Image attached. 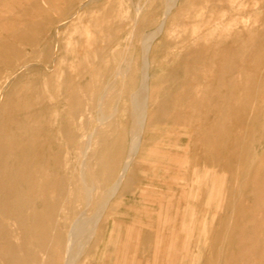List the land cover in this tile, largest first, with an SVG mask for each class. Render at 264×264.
Masks as SVG:
<instances>
[{
  "label": "rangeland",
  "instance_id": "374dc122",
  "mask_svg": "<svg viewBox=\"0 0 264 264\" xmlns=\"http://www.w3.org/2000/svg\"><path fill=\"white\" fill-rule=\"evenodd\" d=\"M84 1L87 0H0V17L2 16L0 23L5 20L4 22L11 23L10 25L15 28L25 24L38 26L39 30V34L34 37L36 40L34 51L25 54L23 43L10 38L9 41L14 43V48L2 52L4 55L0 54V114L1 111H5L4 107L10 101L18 97L23 99L24 92L34 95V91L28 87V81L37 79L38 95L43 96L38 108L40 110L47 105L51 106L54 125L50 126L49 137L46 133L40 137L41 149L44 151L42 155L44 158L41 157V161H44L41 163L37 181L32 190L31 209L36 235L46 234V240L48 242L52 240V251L57 248L59 253L61 247L57 237L56 206L58 203L56 201L59 202L60 196L62 198L69 195L73 206H77V209L84 212L88 210L85 213L88 214L102 200L108 184L117 172L118 164L120 166L122 162L126 147L122 142L123 139L121 140V131L125 125V115H127L124 108L126 89L124 81L127 82L132 75L131 68H134V73L139 65L142 43L145 39L143 33H148L162 16L159 0H95L83 6L75 14L79 6L85 3ZM138 3L144 12L141 11L138 16L140 20H136L140 29L132 24L136 10L134 8ZM169 15L164 22L162 34L160 33L153 41L149 55L150 81L153 83L154 92L150 87L145 120L147 134L144 137L150 139L146 149L151 154L148 152L149 157L145 159L146 161L142 158L141 162L137 160L133 163L132 182L122 187L110 200L104 216L95 228L91 245L89 244L79 264H99V262L100 264H176L178 262L191 264V261H193L192 264H264V137L262 138L264 124H261L264 119L262 117L264 116V0H179ZM144 21L148 24L151 22L149 24L151 27L149 28L147 23L145 25ZM59 23L60 25L57 26ZM113 26L115 33H113ZM132 28L135 29L133 33ZM0 36H2L0 42L7 38L6 32L1 28ZM105 37H107L106 40ZM100 44L104 48L99 47ZM120 48H123V53V50L120 52ZM107 49L106 55L104 53ZM3 57H11L12 61L6 64ZM54 58L56 64H54ZM98 61L104 62L101 67V62ZM118 62L122 66L121 69L126 72L125 79L122 81L121 76L111 77L109 86L113 87L108 86V89L103 91L107 76L109 78V66H114ZM18 64L25 65L26 69L19 72L18 70L23 67L16 68ZM103 65L106 69L102 67ZM27 66L31 67L27 69ZM125 68L129 70L125 71ZM169 70L177 72V76L174 73L171 76L172 73ZM47 75H50V81L43 85ZM84 81L86 82L83 85ZM92 86L95 87L92 89ZM120 89L124 91L123 95ZM108 90L111 91H109L110 95ZM101 92L105 110L103 105L101 108L104 112L100 111L101 108L96 109ZM71 93L75 96L72 97ZM5 100L8 102L4 103ZM86 102L95 103V106L91 104L89 107ZM83 104L84 107H82ZM115 104L117 108L113 110ZM79 106L83 110H78ZM75 109L78 110L76 112L79 115L75 113ZM3 112L5 118L8 120L12 118L9 108ZM86 112L90 116L86 114L85 118ZM16 113L18 114L17 111ZM73 114H76L79 119L77 120ZM99 117L106 120L99 121ZM54 119H56L55 123ZM257 121H261L260 125ZM85 122L89 127L91 126L90 129ZM96 122L99 124L97 125ZM76 123L81 126L79 124L77 126ZM100 131L103 132L100 133ZM89 132L91 134L94 132L87 143L88 149L93 151L88 150L90 157L88 159L87 156L88 161H83L80 152L85 146V134ZM77 135L82 137L77 138ZM110 138L112 142H115L114 145L110 143ZM105 139L107 142L103 144ZM101 144L103 146L107 144V150L105 146L102 148ZM259 144L262 148H259ZM24 145L25 151H28L30 155L31 145L28 133ZM105 150L110 151L111 155L109 152L105 153ZM96 151L102 152V156ZM248 151L256 155L255 158L246 160L245 154ZM94 153L96 155H93ZM112 157L117 159L113 158V160ZM62 159H64V165H62ZM100 159L104 165L106 164L105 167H113L110 169L112 170L110 177L104 174V168L99 167ZM112 160L115 161L114 164ZM237 160L240 162L239 165H236ZM79 165L86 166L84 172L89 173V176L87 173L84 174L89 177L90 192L93 190L90 205L87 204L86 210L82 191L78 189L80 187H76L82 176ZM67 167V172L62 171ZM97 167L99 168L96 174ZM246 167L251 170L252 178L250 175V181L248 179L247 184L243 185L241 172ZM193 171H196V176L191 180ZM64 173H66L65 176ZM95 174L101 177H98L101 183L98 186L99 182ZM101 175H107L106 178L103 176L106 180ZM66 176L67 187L64 183ZM206 176H208L207 179ZM201 177L203 184L200 187L199 178ZM4 178L6 179L5 176ZM59 179L63 182L61 180L59 183ZM213 182L216 183L213 184ZM59 185L61 187L63 185L64 189L68 188L67 191L59 188ZM215 188L218 189L215 190ZM241 188L243 193L239 192ZM96 196H100L101 199L99 197L97 199ZM236 199L239 202L237 200L235 204H232ZM187 203L189 208L186 207ZM191 209L194 211L192 212ZM240 210H244L243 213ZM185 215L188 217L186 218ZM187 219L188 221L182 222ZM190 222V225L185 224ZM170 233H173V238ZM168 247H171L168 250V252L171 251L169 253ZM203 250H205L204 253H202Z\"/></svg>",
  "mask_w": 264,
  "mask_h": 264
},
{
  "label": "bare ground",
  "instance_id": "6f19581e",
  "mask_svg": "<svg viewBox=\"0 0 264 264\" xmlns=\"http://www.w3.org/2000/svg\"><path fill=\"white\" fill-rule=\"evenodd\" d=\"M14 1V0H13ZM95 0H87V1H84L85 3L82 4V6H79L78 10L75 12V14H77L79 12V10L89 4L90 2H93ZM148 1V0H147ZM31 2V1H30ZM160 4H161V7H162V16L161 18L158 20V22L156 23V25H154L152 28H150L151 26H149V24L151 23L150 22L149 24L147 22L144 21L145 25L147 23V25L149 26L150 28V31L148 33H143L145 34V39L142 43V55H141V58H140V61H139V65L137 67V70L134 71L133 73V69L131 68V73L132 75L129 77V79L127 80V82L124 81V84L126 85L125 86V100H124V108L126 109V113L127 115L126 118H125V125L124 127H122V142L123 144H125V150H124V155L122 156V162L119 166L118 164V167H117V172L115 173V176L114 178L112 179V181H110V179L108 180V182L110 181V183L108 184V187H107V191L106 193L104 194L102 200L97 204L98 206L95 207L91 213H88V214H85L88 212V210L86 212L80 210V209H77V206H73L71 200H70V197L69 195L67 196L65 191L63 192L66 196L62 197L60 196L59 198V202L56 201V203H58V206H56V213L58 214L57 215V237H58V244L60 245L61 247V252L59 253L57 248H55L53 251H52V240L51 242H48L46 240V234H43V233H39L38 236L36 235L37 233L35 232V229H34V215L32 213V209H31V198H32V190H33V187H34V184L35 182L37 181V174L41 168V163L44 161H41V157L44 158L43 153L44 151L41 149V143H40V137L42 136V134H47L48 137H49V132H50V126L51 124H53V121H52V109H51V106L50 105H47L45 106L44 108L40 109L39 110V102L41 101L40 99L43 97L41 94L38 95V92H37V89H39V84L37 83V79L36 80H29L28 81V87L31 88L33 91H34V95L33 94H27L24 92V97L23 99L18 97L12 101H10L8 104L5 105V111L9 108V111L12 112V118H10V120H8L7 118H5V115L3 116L2 112L4 111H1V114H0V264H79L80 263V260L82 258V256L85 254V252L87 251V248L89 246V244L91 243L92 241V238L93 236L95 235V228L96 226L98 225V223L100 222V220L102 219V217L104 216V213H105V210H106V207L107 205L109 204L110 200L116 195L117 192L120 191V189L124 186H126L127 183H131L133 178H132V172H131V169H132V165L133 163H135V161L138 160V162H141V159L144 158V161H146L145 159H148L149 157V153L151 154L150 151H147L146 147H147V144L150 142V139L148 138H145L144 135L147 134L145 133V126H146V123H145V120H146V115H147V106H148V92H149V89L150 87L153 89V83H151L150 81V78H151V73L149 71V67H150V48H151V45L153 43L154 40H156V38L159 36V34L162 32V29H163V26H164V22L167 21V17L168 15L170 14V12L175 8V6L178 4L179 0H159ZM131 3V2H130ZM157 3V2H156ZM91 6V5H90ZM3 8V7H2ZM36 8H39V7H36ZM143 8V7H142ZM158 8V7H157ZM35 9V8H34ZM136 9V10H135ZM101 10V9H100ZM99 10V11H100ZM134 19H133V25L135 24L137 27L138 25L136 24V20H140L139 19V14L140 12L142 11L141 10V7L139 6V3L138 5H136V8H134ZM89 11V10H88ZM87 11V12H88ZM103 11V10H102ZM101 11V12H102ZM5 12V11H4ZM8 12V11H7ZM104 12V11H103ZM102 12V14H103ZM143 12V11H142ZM161 12V11H159ZM174 12V11H173ZM144 13V12H143ZM74 14V15H75ZM157 14V13H156ZM1 15H4V14H1ZM25 15V14H23ZM22 15V16H23ZM73 15V14H72ZM70 15V16H72ZM115 15V14H114ZM159 15V14H157ZM82 16V15H81ZM116 16H117V13H116ZM170 16V15H169ZM2 17V16H1ZM0 17V18H1ZM4 17H7L4 15ZM74 17V16H73ZM29 18V17H27ZM4 19V18H3ZM71 19V18H70ZM144 19V17H143ZM147 19V18H146ZM152 19V18H151ZM69 19H67V22H68ZM75 20V19H74ZM5 21V20H4ZM1 22L0 23V28L2 29V31L4 30L7 34V38L5 39V41H2L0 42V54L1 55H4L3 53L5 51H8V50H12L14 47V43H11L9 41V39H14V40H18V41H21L24 45V49H23V52L25 54H28L29 51H34L35 50V47H36V40L34 39V37L36 35L39 34V30H38V26L37 27H33V26H28V25H21L19 28H15L13 26H11L9 22ZM70 22V21H69ZM68 22V23H69ZM78 22V21H77ZM40 23V22H38ZM119 23V22H118ZM42 24V23H41ZM117 24V23H116ZM139 24V23H138ZM166 24V23H165ZM60 23L57 25L59 26ZM62 25V24H61ZM152 25V24H151ZM73 26V25H72ZM118 26V25H117ZM142 26V25H141ZM144 26V25H143ZM147 26V27H148ZM116 27V26H115ZM133 27V26H132ZM146 27V28H147ZM58 28V27H57ZM56 28V33H58V29ZM111 28V27H110ZM114 28V26L112 27ZM118 28V27H117ZM140 29V27H138ZM148 28V29H149ZM120 29V28H119ZM118 29V30H119ZM107 30V29H106ZM111 30V29H110ZM117 30V31H118ZM124 30V29H123ZM131 30V29H130ZM132 28V33L134 32ZM145 30V29H144ZM108 31V30H107ZM106 31V32H107ZM113 31V29H112ZM137 31V30H136ZM142 31V30H141ZM70 32V31H69ZM121 32V31H120ZM115 33V28H114V32ZM112 33V34H113ZM131 33V32H130ZM111 34V35H112ZM162 34V33H161ZM129 35V34H128ZM197 35V33H196ZM57 36V34H56ZM113 36V35H112ZM126 36V35H125ZM131 36V35H130ZM2 37V36H0ZM75 38V36H73ZM79 37V36H77ZM103 37V36H102ZM117 37V36H115ZM114 37V38H115ZM144 37V36H143ZM107 37H105V40H106ZM109 38V36H108ZM113 38V37H112ZM192 38V36H191ZM102 40H104V38H101ZM131 39V37L129 38ZM141 39H143L141 37ZM114 40V39H112ZM126 40V39H125ZM112 42V41H111ZM57 43V42H56ZM103 43V42H102ZM107 43V41H106ZM110 43V42H109ZM155 43V42H154ZM105 44V43H104ZM103 44V45H104ZM57 45V44H55ZM101 45V44H100ZM50 46V45H49ZM53 46V45H52ZM56 47V46H55ZM99 47H102L99 46ZM108 47V46H107ZM106 47V48H107ZM57 48V47H56ZM62 48V47H61ZM104 48V46L102 47ZM70 49V48H69ZM56 50V49H55ZM101 50V48H100ZM121 50H123V48L121 49L120 48V52ZM103 52V50H101ZM3 52V53H2ZM49 52V51H48ZM56 52V51H55ZM88 52V51H87ZM105 52V51H104ZM109 52H112L109 50ZM124 52V50L122 51V53ZM130 52V51H128ZM99 53V52H98ZM108 53V49H107V52L104 53L107 55ZM127 53V51H126ZM191 53V52H190ZM112 54V53H111ZM130 54V53H129ZM90 55V54H89ZM184 55V54H183ZM109 56V55H108ZM107 56V58H108ZM123 56V55H122ZM129 56V55H128ZM127 56V57H128ZM186 56V55H185ZM54 57V56H53ZM61 57V56H60ZM75 57V56H74ZM95 58V56H93ZM99 57H101L99 55ZM112 57V55L110 56V58ZM181 57V56H180ZM202 57V56H201ZM200 57V58H201ZM5 58V57H3ZM72 58V57H71ZM93 58V60H94ZM125 58V57H124ZM131 58V57H130ZM53 59V58H51ZM55 59V58H54ZM99 59V58H98ZM113 59V58H112ZM110 59V60H112ZM186 59V58H184ZM183 59V60H184ZM195 59V58H194ZM4 60V59H3ZM101 60V58H100ZM119 60H122V59H119ZM170 60V59H169ZM199 60V59H198ZM5 63L9 64L12 60H11V57H7L5 58ZM130 61V60H129ZM178 61V60H177ZM200 61V60H199ZM98 62H101V61H98ZM103 62V61H102ZM102 62L100 63V67H101V64ZM110 62V61H109ZM123 62V60H122ZM132 62V61H131ZM138 62V61H137ZM136 62V63H137ZM51 63V62H50ZM56 59H55V62L54 64H56ZM93 63V62H92ZM104 63V62H103ZM198 63V62H197ZM53 64V65H54ZM110 64H112L110 62ZM127 64V62H126ZM31 65V63H30ZM34 65V64H33ZM32 65V67H33ZM98 65V64H97ZM113 65V64H112ZM123 65V64H122ZM125 65V63H124ZM123 65V66H124ZM56 66V65H55ZM128 66V65H126ZM201 66V65H199ZM21 68L20 70H18L19 72H22L21 70L22 69H26V66L25 65H20L18 64V66H16V68ZM28 67H31V66H27V69ZM46 67V66H45ZM87 67V66H86ZM91 67V66H90ZM103 68H105V66L103 65L102 66ZM110 68L108 70H110V73H109V78L107 76V81L104 83L103 85V91H106L108 89V86H109V80H111V77H118V76H121V79L122 81L125 79V74L126 72H124V70L121 69V64L118 62L116 63L114 66H109ZM53 68V67H51ZM130 68V66H129ZM136 68V67H135ZM179 68V67H178ZM48 69V68H47ZM96 69V68H95ZM100 69V68H99ZM106 69V68H105ZM50 70V69H49ZM126 70H129V69H126L125 68V71ZM173 70V68H172ZM182 70V69H180ZM201 70V69H200ZM199 70V71H200ZM17 71V72H18ZM52 71V69H51ZM101 71V70H100ZM104 72V70H102ZM170 71V70H169ZM168 71V72H169ZM174 71V70H173ZM171 72V76L172 75H176L177 76V72ZM177 71V70H176ZM197 71V70H196ZM16 72V73H17ZM35 72V71H33ZM94 72V71H93ZM106 72V71H105ZM128 72V71H127ZM180 72V71H178ZM32 73V72H31ZM50 73V72H49ZM174 73V74H173ZM15 74V73H14ZM107 74H108V71H107ZM167 74V73H166ZM165 74V75H166ZM96 76L98 74H95ZM164 75V76H165ZM15 76V75H14ZM17 76V75H16ZM106 76V75H105ZM169 76V75H167ZM170 76V77H171ZM49 77L50 75H47L46 76V79L44 80L45 82L43 83V85L45 84H48L49 83ZM92 77V76H91ZM166 77V76H165ZM197 77V76H196ZM199 77V76H198ZM204 77V76H203ZM102 78V77H101ZM119 78V77H118ZM174 78V77H173ZM172 78V79H173ZM115 79V78H114ZM113 79V80H114ZM117 79V78H116ZM120 79V80H121ZM166 79V78H165ZM164 79V80H165ZM171 79V78H169ZM194 79V77H193ZM200 79V77L198 78ZM13 80V79H12ZM27 80V79H26ZM25 80V81H26ZM104 80V79H103ZM113 80H112V83H113ZM217 80V79H216ZM9 81V80H8ZM116 81V80H115ZM170 81V80H168ZM12 82V81H11ZM18 82V80H17ZM23 82V81H22ZM21 82V83H22ZM86 81L83 82V85ZM164 82V81H163ZM7 83V82H6ZM5 83V85H6ZM110 82V84H112ZM115 83V82H114ZM113 83V84H114ZM118 83V81H117ZM157 83H160V82H157ZM170 83V82H169ZM20 84V83H18ZM123 84V82H122ZM172 84V83H171ZM175 84V83H174ZM202 84V83H201ZM204 84V83H203ZM51 85V84H50ZM95 85V84H94ZM116 85V84H115ZM156 85V84H155ZM160 85V84H159ZM170 85V84H169ZM173 85V84H172ZM17 86V85H15ZM99 86V85H98ZM97 86V87H98ZM112 86V85H110ZM109 86V87H110ZM171 86V85H170ZM4 87V86H3ZM95 86H92V89L94 88ZM100 87H102L100 85ZM113 87V86H112ZM115 87V86H114ZM203 87V86H201ZM205 87V86H204ZM203 87V88H204ZM28 88V90H30ZM124 88V87H123ZM121 88V89H123ZM168 88V87H167ZM12 89V88H11ZM19 90V88H17ZM16 89V90H17ZM83 89V88H82ZM91 89V90H92ZM102 89V88H100ZM120 89V93L122 92ZM172 89V88H171ZM4 91V89H3ZM110 90H108V94L111 92H109ZM117 91V90H116ZM17 92V91H15ZM14 92V96H15V93ZM32 92V91H31ZM75 92V91H74ZM86 92V90H85ZM89 92V91H87ZM119 92V91H118ZM153 92H154V89H153ZM10 93V92H9ZM13 93V92H12ZM11 93V94H12ZM99 93V92H98ZM97 93V94H98ZM124 91L121 93L123 95ZM196 93V92H194ZM8 94V93H7ZM6 94V95H7ZM84 94V93H83ZM90 94V93H89ZM103 93L101 92L99 96V98L97 99L98 102H97V105H96V109L97 110H100L101 106L103 105V108L105 110V107H104V102L102 104V95ZM105 94V93H104ZM112 94V93H111ZM155 94V93H154ZM70 95L73 96V94L71 93ZM86 95V94H85ZM99 95V94H98ZM110 95V94H109ZM190 95V94H188ZM10 96V95H9ZM114 96V95H113ZM119 96H121L119 94ZM193 96V95H192ZM16 97V96H15ZM91 97V96H90ZM107 97V96H106ZM122 97V96H121ZM25 98V99H24ZM69 98V97H68ZM79 98V97H78ZM77 98V99H78ZM13 99V98H11ZM96 99V98H94ZM104 99V98H103ZM115 99V98H114ZM118 99V98H117ZM192 99V98H191ZM10 100V99H9ZM91 100V99H90ZM107 100V99H106ZM120 100V99H119ZM118 100V101H119ZM89 101V99H88ZM8 101L5 100L4 103H6ZM22 102V103H21ZM78 102V101H77ZM95 102V101H94ZM85 103V102H83ZM88 103V102H86ZM118 102H116L117 104ZM79 104V102H78ZM89 104V103H88ZM91 104L93 103H90L89 104V107H91ZM115 104V108L113 107V110H115L117 107V105ZM22 105V106H21ZM80 105V104H79ZM95 106V103L93 104ZM22 107V108H21ZM84 107V104L83 106ZM57 108V107H56ZM72 108V107H71ZM70 108V109H71ZM80 108V106L78 107ZM76 108V109H78ZM103 108H101L100 111L103 110ZM196 108V107H195ZM23 109V110H22ZM75 109V113L78 114V110H83V109H78L76 110ZM91 109V108H90ZM1 110V109H0ZM89 110V109H88ZM103 110V112H104ZM4 111V112H5ZM16 111L18 112V114L16 113ZM20 111V112H19ZM107 111V110H106ZM105 111V112H106ZM117 111V110H116ZM115 111V112H116ZM3 112V113H4ZM95 112V111H93ZM119 112V110L117 111ZM7 113V112H6ZM80 113V112H79ZM83 113V111H82ZM91 113V112H90ZM101 113V112H100ZM110 113V112H109ZM84 114V113H83ZM86 114L87 112L85 113V118H86ZM92 114V113H91ZM98 114V112H97ZM115 114V113H114ZM113 114V115H114ZM74 115V114H73ZM79 115V114H78ZM82 115V114H81ZM89 114H87L88 116ZM103 115V113H102ZM105 115V114H104ZM107 115V114H106ZM264 115V114H263ZM76 116V114L74 115ZM90 116V115H89ZM94 116V115H93ZM101 116V115H100ZM257 116V114H256ZM80 117V116H79ZM98 117V116H97ZM103 117V116H102ZM101 117V118H102ZM107 117V116H106ZM197 117V116H196ZM264 117V116H262ZM78 118V116H76V119ZM99 117V121H105L106 119L105 118H102L101 119ZM114 118V117H113ZM112 118V119H113ZM258 118V117H257ZM79 119V118H78ZM77 119V120H78ZM95 118H93L94 120ZM105 119V120H103ZM195 119V117H194ZM87 120V119H85ZM98 120V119H97ZM115 120V119H114ZM56 119H54V123H55ZM118 121V120H117ZM256 121V120H255ZM264 119L262 120L261 124L263 123L264 124ZM77 122V121H76ZM79 122V121H78ZM107 122V121H106ZM111 123L113 121H110ZM186 122V121H185ZM184 122V123H185ZM259 121H257V124L260 123ZM81 123V122H79ZM79 123H76L79 124ZM256 123V122H255ZM71 124V123H70ZM83 124V123H82ZM86 124V122H85ZM96 124L98 125L99 123L96 122ZM102 124V123H101ZM100 124V125H101ZM104 124V123H103ZM102 124V125H103ZM115 124V122L113 123ZM119 124V122H118ZM118 124H117V127H118ZM257 124L256 127H257ZM80 125V124H79ZM105 125V124H104ZM110 125V124H109ZM108 125V126H109ZM260 125V124H259ZM258 125V126H259ZM78 126V125H77ZM81 126V125H80ZM83 126L85 127V125L83 124ZM86 126H88L86 124ZM96 126V125H95ZM123 126V125H122ZM91 127V126H90ZM90 127L88 126V128L90 129ZM98 127V126H97ZM102 127V126H100ZM104 127V126H103ZM112 127V126H110ZM76 128V127H75ZM74 128V130H75ZM86 128V127H85ZM87 128V131H89ZM96 128V127H95ZM116 128V126H115ZM242 128V127H240ZM79 129V128H78ZM77 129V131H78ZM101 129V128H100ZM110 129V128H109ZM118 129V128H116ZM115 129V130H116ZM260 129V127H259ZM82 130V128H81ZM86 130V129H85ZM112 129H110L111 131ZM69 131V129H68ZM76 131V130H75ZM95 131V130H94ZM98 131V130H97ZM117 131V130H116ZM82 132V131H81ZM96 132V131H95ZM99 132V131H98ZM103 132V131H100V133ZM105 132V130H104ZM112 132V131H111ZM27 133H28V136H29V141H30V145H31V154L28 155V151H25V140H26V136H27ZM84 134V133H83ZM94 134V132H93ZM90 132L85 134L86 135V138H85V146H83L80 154H81V159L83 161H86L87 160V156H88V145L87 143L91 140V137L92 135ZM105 135V134H104ZM106 135H109L108 133H106ZM105 135V136H106ZM114 135V134H113ZM259 135V134H258ZM264 135V133H263ZM262 135V138L264 137ZM81 135H79L80 137ZM95 136V135H94ZM97 136V135H96ZM57 137V136H56ZM78 135H77V138H79ZM82 137V136H81ZM101 137V136H100ZM107 137V136H106ZM241 138V137H240ZM245 138V137H244ZM261 138V139H262ZM82 139V138H80ZM99 139V138H98ZM97 139V142L99 141ZM104 139V137L102 138ZM109 139V138H108ZM253 139V138H252ZM58 140V139H57ZM79 140V139H78ZM106 141H103L102 143L104 144V142H107V139H105ZM111 140V138H110ZM108 140V141H110ZM247 140V139H246ZM245 140V141H246ZM251 140V139H250ZM257 140V138H256ZM114 141V140H113ZM255 141V140H253ZM101 142V141H100ZM259 142V141H258ZM257 142V143H258ZM110 143L114 145L115 142H112V140L110 141ZM246 143V142H245ZM244 143V144H245ZM255 143V142H253ZM261 143V142H260ZM66 144V143H65ZM76 144V143H75ZM102 145V148L105 146V149H106V145L103 146ZM247 144V143H246ZM100 145V144H99ZM98 145V146H99ZM109 145V143H108ZM112 145V146H113ZM238 145V144H237ZM252 145V144H251ZM257 145V144H256ZM259 148H262L261 144H259ZM122 146V145H121ZM244 146V145H243ZM254 146V145H252ZM74 147V146H73ZM110 147V146H109ZM119 147V146H117ZM257 147V146H256ZM264 147V146H263ZM93 148V147H92ZM100 148V149H102ZM108 148V147H107ZM258 148V147H257ZM258 148V149H259ZM73 149V148H71ZM113 149V147H112ZM118 148H116L117 150ZM249 149V147H248ZM74 150V149H73ZM95 150V149H94ZM97 150V149H96ZM107 150V149H106ZM105 150V153L106 152H109L110 154V151H106ZM255 150V149H254ZM77 151V150H76ZM89 151H93L92 149L89 150ZM98 152L100 150H97ZM96 151V152H97ZM102 151V150H101ZM122 151V148L120 149V152ZM252 151V150H251ZM259 151V150H257ZM262 151V150H261ZM97 152V153H98ZM149 152V153H148ZM249 152V151H248ZM246 152L245 154V157H247L246 160H249V158L253 159L255 158L254 155L252 152ZM264 152V151H263ZM102 153V152H101ZM101 153H98V155L100 154L102 156ZM111 153H112V150H111ZM119 153V152H118ZM236 153V152H235ZM74 154V152H73ZM90 154V153H89ZM238 154H240V152H238ZM75 155H79V154H75ZM73 155V156H75ZM92 155V154H91ZM93 155H96V153H94ZM106 155V154H104ZM111 155V154H110ZM113 155V154H112ZM122 155V154H121ZM120 155V156H121ZM236 155V154H235ZM243 155V154H242ZM100 156V157H101ZM114 156V155H113ZM241 156V155H240ZM77 157V156H76ZM90 156H88V159H89ZM98 157V158H100ZM138 157V159H137ZM260 157V156H259ZM72 158V157H71ZM114 157H112L113 159ZM28 159V160H27ZM75 159V158H74ZM73 159V160H74ZM102 159V158H101ZM101 159L99 160V162L101 161ZM114 159H117L114 158ZM113 159V160H114ZM250 159V160H251ZM63 160L62 159V163H63ZM112 160V161H113ZM239 160V159H238ZM237 160V164L236 165H239V161ZM88 161V160H87ZM90 161V160H89ZM92 161V160H91ZM90 161V162H91ZM96 161V159L94 160ZM121 161V160H120ZM119 161V162H120ZM93 162V161H92ZM98 162V164H99ZM111 162V160H110ZM248 162V161H247ZM61 163V164H62ZM101 165H99V167L101 166L102 168H104V174H107L109 176V174H111V171L110 170L111 168H113L111 166V168L109 166H106L104 165V163L101 161L100 162ZM115 161H113L112 164H114ZM243 163L246 164L245 161H243ZM252 163V162H251ZM259 163V162H257ZM256 163V164H257ZM45 164V163H44ZM71 164V163H70ZM77 164V162H76ZM79 164V163H78ZM84 164V163H83ZM87 164V163H86ZM97 164V165H98ZM111 164V163H110ZM64 165V163L62 164ZM104 165V166H103ZM108 165V164H107ZM204 165V163H203ZM249 165V164H248ZM258 165V164H257ZM52 166V165H51ZM71 166V165H70ZM69 166V167H70ZM81 166V165H79ZM88 167V164L86 165ZM86 166L82 165L81 168V178H80V182L78 181L79 185L76 186V187H80L78 189H81V195H82V199H83V203H85V210H86V207L88 206L87 204H89V202L91 201V192H93V190L90 192L91 188H89V180L88 178L89 177H86L84 173H87V172H84ZM90 166V165H89ZM247 166V165H246ZM256 166V165H255ZM62 167V166H61ZM64 167V166H63ZM93 167V165H92ZM97 167L96 170L99 168ZM248 167V166H247ZM245 168L242 174V177H241V180H243L241 183L243 185L247 184V180L250 178V169L248 168ZM251 167V166H250ZM76 168V166H75ZM204 168V167H203ZM210 168V167H209ZM238 167H236L237 169ZM256 168V167H254ZM65 170H62L64 172H67L66 169L67 168H64ZM88 169V168H87ZM86 169V170H87ZM94 169V168H93ZM231 169V168H230ZM252 169V168H251ZM52 170V169H51ZM61 170V169H60ZM77 170V169H76ZM234 170V168H233ZM61 171V172H62ZM102 171V170H101ZM255 171V170H253ZM80 172V170H79ZM94 172V170H93ZM73 173V172H72ZM98 173V170L96 171V174ZM135 173V172H134ZM66 173H64L63 175L65 176ZM88 176H89V173H87ZM92 174V173H91ZM94 175L95 177H97V181H98V177L97 175ZM103 174V173H102ZM217 175V173H215ZM221 174V173H220ZM253 174V173H252ZM69 176L71 175L68 174ZM67 175V176H68ZM73 175V174H72ZM77 175V174H76ZM107 175H103L105 178L107 177ZM202 175V173H201ZM215 175V176H216ZM4 176L6 177V179L4 178ZM60 176V175H59ZM67 176L66 178L64 179V183L65 181L67 180ZM102 176V175H101ZM102 176V177H103ZM112 176V175H111ZM194 176H196V171H193V174H192V177H191V180L194 178ZM203 176V175H202ZM209 176V175H208ZM206 176V179L207 177ZM76 176H74L75 178ZM94 177V178H95ZM103 177V178H104ZM110 177V176H109ZM113 177V176H112ZM73 178V179H74ZM101 178V177H99ZM104 178V180H106ZM251 178H252V175H251ZM250 178V179H251ZM91 179V178H90ZM96 179V178H95ZM218 179V177H217ZM240 179V178H239ZM250 179L248 181H250ZM257 179V178H256ZM62 180V179H61ZM59 179V183H61V181ZM100 180V179H99ZM199 186L201 187V184H203L202 182V177L199 178ZM92 181V180H91ZM96 181V180H95ZM130 181V182H129ZM221 181V180H220ZM240 181V180H239ZM63 182V180H62ZM100 185V181H98ZM106 181V183H108ZM217 182V181H216ZM216 182H213V184H215ZM252 182V181H251ZM67 183V182H66ZM65 183V184H66ZM92 183V182H91ZM97 183V182H96ZM239 183V182H238ZM95 184V183H94ZM64 185V184H63ZM62 187L59 185V188H61L62 190L64 189L63 186ZM70 185V182L68 183V186ZM91 185V184H90ZM103 185V184H102ZM207 185V184H206ZM249 185V184H248ZM93 186V184H92ZM91 186V187H92ZM96 186V187H97ZM106 186V185H105ZM214 186V185H213ZM242 185L240 184V187ZM66 187H67V184H66ZM65 187V189H66ZM218 187V185H217ZM235 187V186H234ZM239 187V185H238ZM98 188V187H97ZM96 188V189H97ZM100 188H102V186H100ZM105 188V187H104ZM199 188V187H198ZM229 188V187H228ZM243 188V186H242ZM241 188V189H242ZM64 189V190H65ZM68 189V188H67ZM66 189V191H67ZM94 189V188H93ZM189 189V188H188ZM201 189V188H200ZM218 189V188H217ZM215 188V190H217ZM239 189V188H238ZM246 189V188H245ZM59 190V189H58ZM60 190V191H62ZM101 191L103 189H100ZM212 190V189H211ZM230 190V188H229ZM227 189V191H229ZM71 191V190H70ZM235 191V190H234ZM239 191V190H238ZM242 191V192H241ZM239 191L240 193H243V189ZM75 192V191H74ZM199 192V191H198ZM61 193V192H60ZM99 193V192H98ZM233 193V192H232ZM239 193V194H240ZM247 193V192H246ZM58 194V193H57ZM68 194V192H67ZM96 194V192H95ZM94 194V195H95ZM101 194V193H100ZM215 194V193H214ZM62 195V193H61ZM72 195V193H71ZM77 195V194H76ZM244 195V194H243ZM73 196V195H72ZM214 196V195H213ZM233 196V195H232ZM238 196V195H237ZM76 197V196H75ZM100 196H96V198ZM244 197V196H243ZM74 198V197H73ZM211 198L213 199V197L211 196ZM215 198V196H214ZM234 198V197H233ZM232 198V199H233ZM241 198V197H240ZM75 199V198H74ZM98 199V198H97ZM95 199V201L97 200ZM101 199V198H100ZM239 199V198H238ZM236 199L235 201H231L232 204L238 200ZM80 200V199H78ZM214 200V199H213ZM246 200V198H245ZM81 201V200H80ZM211 201V200H210ZM224 201V199H223ZM189 202V200L187 201ZM213 202V201H211ZM210 202V203H211ZM239 202V200H238ZM96 203V202H94ZM192 203V202H191ZM214 203V202H213ZM241 203V202H240ZM246 203V201L244 202ZM243 203V204H244ZM212 204V203H211ZM237 204V203H236ZM242 204V203H241ZM57 205V204H56ZM78 205V204H77ZM90 205V204H89ZM188 203L186 204V207L189 208L188 206ZM192 206H194L195 204H191ZM190 206V204H189ZM58 207V208H57ZM80 207V206H79ZM212 207V206H211ZM214 207V205H213ZM231 207V206H230ZM228 207V209L230 208ZM89 208V207H88ZM191 208V207H190ZM215 208V207H214ZM235 208V207H234ZM234 208L232 210H234ZM79 210V211H78ZM90 210V209H89ZM188 210V209H187ZM192 212L194 211L193 209H191ZM190 210V211H191ZM215 210V209H213ZM212 210V211H213ZM231 210V211H232ZM189 211V210H188ZM221 211V210H220ZM244 210H240L241 213H243ZM186 212V211H185ZM188 213V212H187ZM215 213V211H214ZM176 214V213H175ZM191 214V213H190ZM229 214V213H228ZM187 215V214H186ZM185 215V217H186ZM192 215L194 216V213H192ZM191 215V216H192ZM233 215V214H232ZM176 216V215H174ZM192 216V217H193ZM215 216V215H214ZM188 217V216H187ZM186 217V218H187ZM191 217V220L193 219ZM211 217V216H210ZM209 217V218H210ZM224 217V216H223ZM208 218V220H209ZM216 218V217H215ZM174 219V218H173ZM231 220V218H230ZM185 221H188L187 220H182V222H185ZM218 221V220H217ZM177 222V220H176ZM192 222V221H191ZM190 223H185L186 225L187 224H191ZM231 222V221H230ZM38 223V222H36ZM208 223V221H207ZM228 223V222H227ZM39 224V223H38ZM173 224V223H172ZM176 224V223H174ZM173 224V225H174ZM185 224L183 226H185ZM217 224V223H216ZM215 224V226H216ZM220 225V224H219ZM228 225H230L228 223ZM227 225V226H228ZM221 226V225H220ZM226 226V227H227ZM187 227V226H186ZM213 228H214V225H213ZM229 228V226H228ZM183 229V228H182ZM186 229V228H185ZM184 229V230H185ZM204 229V228H203ZM227 229V228H226ZM172 230V229H171ZM174 230V229H173ZM213 230V229H212ZM182 231V230H181ZM186 231V230H185ZM226 231V230H225ZM224 231V232H225ZM54 232V230H53ZM173 232V231H172ZM212 232V231H211ZM46 233V232H45ZM47 233H49V231H47ZM174 233V232H173ZM173 233H170L173 238ZM189 233V231L187 232ZM221 233V231H220ZM228 233V231H227ZM219 234V233H218ZM225 234V233H224ZM238 234V233H237ZM186 236V232L184 234ZM227 235V234H226ZM225 235V237H226ZM239 236V235H238ZM52 237V236H51ZM50 237V238H51ZM187 238V237H186ZM184 239V237H183ZM171 240V238H170ZM225 240V239H224ZM173 241V239L171 240ZM207 242V241H206ZM223 242V241H222ZM97 243V242H96ZM172 243V242H171ZM184 244H186L184 242ZM202 244V243H201ZM209 244V243H208ZM91 245V244H90ZM171 245V244H170ZM173 245V244H172ZM203 245V244H202ZM204 246V245H203ZM221 246V245H220ZM227 246V245H226ZM226 248V247H225ZM99 249V248H98ZM171 249V247L167 249V252L168 250ZM160 250V249H159ZM196 250V249H195ZM100 251V250H98ZM97 251V252H98ZM205 250H203L202 253H204ZM218 251L219 248H218ZM222 251V250H221ZM171 252V251H169ZM168 252V253H169ZM195 252V251H194ZM208 252V250H207ZM206 252V253H207ZM219 253V252H218ZM97 254V253H96ZM172 254H174L172 252ZM194 254V253H193ZM92 255V254H91ZM169 255V254H168ZM207 256V255H206ZM62 257V259H61ZM61 260H60V259ZM90 258V257H88ZM100 259V258H99ZM98 259V260H99ZM167 259V258H166ZM168 259H170L168 257ZM173 259V258H172ZM181 260V258H179ZM84 261V260H83ZM87 261V259H86ZM84 261V262H86ZM167 262V261H166ZM193 261H191V264H192ZM168 263V262H167ZM187 263H189L187 261ZM223 263V261H222ZM90 264V263H89ZM93 264V263H92ZM95 264V263H94ZM97 264V263H96ZM100 264V262H99ZM176 264H179L176 263ZM181 264V262H180ZM218 264V263H217Z\"/></svg>",
  "mask_w": 264,
  "mask_h": 264
}]
</instances>
